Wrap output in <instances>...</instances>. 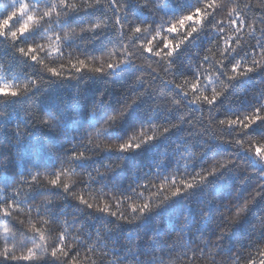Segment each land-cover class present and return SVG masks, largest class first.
Returning <instances> with one entry per match:
<instances>
[{
	"label": "snow or ice",
	"instance_id": "obj_1",
	"mask_svg": "<svg viewBox=\"0 0 264 264\" xmlns=\"http://www.w3.org/2000/svg\"><path fill=\"white\" fill-rule=\"evenodd\" d=\"M44 5V9H41L40 4L30 5L26 0L16 3L13 0L11 9L0 18V36L11 42L19 40L37 25L44 30L43 37L38 39L47 37L49 41L47 46L38 44L36 40L16 48L22 56L35 62L36 75L26 74L27 78L18 83L0 78V104L13 97H26L21 115L14 124L9 125L15 132L16 145H20L29 125L59 120L55 110L46 114L47 120L41 119L37 109L40 92L34 89L46 86L53 78L76 79L80 73L112 75V70L126 63L140 66L141 71L125 88L123 102L118 110L109 114L102 123L99 122V127H93L82 139L74 140L69 148L60 153L59 169L31 167L26 173L31 178L30 182L23 178L24 174L10 187L2 185L0 190L9 192V196L0 200V221L8 225L3 229L5 240L0 249V264H19L21 261L31 264L45 257L54 259L58 264H83L84 261H87V264H264V215L258 217L257 222L251 226L255 235L250 244L256 248L257 255L254 256L249 250L245 256L243 248H237L236 253L223 252L225 235L231 231L233 225L244 219L258 198L264 199V179L256 182L243 195H240L237 189V196L225 202V207L217 213L221 219L218 234L214 239L203 236L198 242L190 241L187 238L186 220L179 225L171 239L161 236L167 239V249L161 251L157 247L151 255L139 251L137 242L143 237L138 230L130 232L121 243L107 238V233L120 222L140 221L146 213L157 209L173 197L189 193L198 186L207 185L210 189L215 187L210 183L209 177H223L228 172L240 174L258 171L250 168L245 160L236 159L230 152L213 158L204 166L190 168L207 147L203 138L231 143L233 147L239 146L264 162V138L249 135L247 131L257 121H264V81L260 82L256 92L258 102L249 110L239 114L224 113L219 116L222 118L217 116V101L234 87L235 81L252 72H264V0H257L256 4L251 0L236 2L235 7L228 11V26L233 36H226L225 28L216 20V13L221 7H227L217 4L216 0H200L196 7L178 16L168 10L166 0H93L92 3L81 0L79 4L71 0H47ZM137 6L149 12L147 19L134 16ZM88 10H96L98 14L85 15L81 17L82 22L65 23L71 15L86 13ZM249 12L252 13L251 16ZM17 17L21 18L18 26L10 27ZM202 28L209 29L210 33L215 30V37L211 38L209 43L217 51L212 56L205 54L195 67L191 65L193 78L189 80L184 74H177L173 57L185 42ZM105 32L111 35L104 51L99 57L91 55L89 62V54L83 47L77 48V44L86 46ZM49 33L51 35H48ZM246 37L255 43H249ZM53 40L55 44L51 43ZM65 48L78 52L79 56L85 58L77 57L73 60L69 54L67 64L61 63L58 68L44 63V58L52 53L63 58ZM216 56H219V59H215ZM203 65L209 67L205 68ZM2 68L0 65V69ZM170 75L183 79V83L167 80ZM146 95L153 97L150 115L175 112L178 118L145 123L138 127L139 131L134 130L133 135L123 141H115L107 136V130L117 124L132 105ZM205 105L208 108L207 116L203 114ZM189 108L192 109L191 114L188 113ZM92 111H96V105H93ZM196 111L201 115L195 116ZM6 115L5 111L0 110V117ZM181 124L186 126L185 136L192 139L183 145H177L181 149L177 158L178 169L174 167L168 175L154 173L142 179L130 188V194L118 192L120 195L116 196L110 192L107 194L110 199L103 204L99 202L100 196L104 195L103 188L93 197V202L81 192L74 191L77 184H81L82 192H91L97 178L107 176L119 168L123 157L103 166L97 165L91 170L81 168L80 161L107 150L128 152L140 148ZM101 137L107 141L103 146L97 142ZM197 137H201L200 143L203 147H195ZM7 159V155H0V170L6 168ZM77 170L85 173L87 180L81 178L71 185L63 181L62 177L69 171L76 175ZM44 172L54 178L49 179L47 183L42 182L40 177ZM259 175L264 177V170H259ZM245 180L247 175L240 179V184L243 185ZM24 186L31 191L21 198ZM37 189L48 190L38 196L39 203H35L37 198L30 197ZM52 189L59 191L53 192ZM65 197L79 202L80 207L76 208L73 214H53L56 202ZM217 197L218 193L215 192L210 191L207 194L200 209L201 219L208 215V204L217 201ZM137 200L140 203H136ZM23 205H27L28 215L33 210L36 211L40 224L49 225L48 231H52L51 225L56 226V235L50 243L45 239L42 227H17V223L24 224L23 220H18L24 211ZM89 209L93 213L102 214L103 217L92 231L89 230L87 220L93 217L87 215L79 218V213H87ZM109 217L115 218L116 223L108 222ZM13 230L15 235H9ZM21 236V239H17ZM149 239L158 242V234L153 232ZM37 240L40 242L37 243ZM9 243L12 244L11 247L8 246ZM18 248L22 250L19 255L16 254ZM24 251L27 254H24ZM216 257L222 259L218 262Z\"/></svg>",
	"mask_w": 264,
	"mask_h": 264
},
{
	"label": "trees",
	"instance_id": "obj_2",
	"mask_svg": "<svg viewBox=\"0 0 264 264\" xmlns=\"http://www.w3.org/2000/svg\"><path fill=\"white\" fill-rule=\"evenodd\" d=\"M15 2L18 3L19 0H15ZM26 2L30 5L40 4V8L44 9V4L47 3V0H26ZM51 2H55V0H51ZM71 2L79 4L81 0H71ZM87 2L92 3L93 0H87ZM216 2L219 5H227V7H221L216 13V20L221 22L225 28L226 36H233L234 34L229 30L227 13L232 7H235L236 2L242 3L246 2V0H216ZM251 2L256 4L257 0H251ZM166 3L169 6L168 10L173 15L178 16L196 7L200 3V0H166ZM12 6L13 0H0V18L6 15ZM89 14H98V12L96 10H88L86 13L73 14L67 18L65 23L82 22L81 17ZM249 15L251 16L252 13L249 12ZM134 16L147 19L149 12L141 10V7L137 6L134 10ZM20 19V17L15 18L10 27L16 26ZM157 23H159V19H157ZM167 27L168 25L166 24L165 28ZM183 30L181 29V31ZM244 31L246 32L247 29ZM43 32V28L37 25L15 42H11L6 37L0 36V65L3 66L0 69V78L5 81L18 83L27 78L26 74L36 75L35 62L31 61L28 57L22 56L16 48L19 45L24 46L22 44L35 42L36 40L38 44L47 46L49 43L47 37L43 40L38 39L43 37ZM48 35H51V33ZM110 35L111 33L105 32L98 39L93 40L86 46L77 44V48L83 47V50L89 54L88 60L91 62V55L99 57L101 52L104 51ZM214 37L215 30L210 33V30L207 28H202L197 33H194L193 37L189 38L173 57L177 74H184L189 80H192L191 65L195 67L197 63L201 62L205 54L212 56L217 51L209 43V40ZM246 39H248L249 43H255L250 38L246 37ZM51 43L55 44V41L53 40ZM222 46L223 38L221 39ZM69 54H71L73 60L77 57L80 59L85 58L79 56L78 52L65 48L63 58L52 53L44 58V63L50 67L58 68L61 63L67 64ZM215 59H219V56H216ZM212 62L214 63L215 60ZM153 66L155 67V65ZM203 67L207 68L209 65H203ZM139 71H141L140 66L126 63L112 70V75L91 72L80 73L76 79L70 77L62 79L53 78L46 86L34 89V91L40 92L37 109L41 112L55 110L63 118L62 127L64 128V132L57 133L40 125H29L27 134L20 145L14 143L15 132L9 125L14 124L15 120L21 115L22 105L26 97H13L4 100L3 104H0V110L5 111L7 115L0 117V155H7L8 159L6 168L0 170V189H2V185L6 188L10 187L20 175L24 174L23 178L30 182L31 178L26 173L31 167L59 169L60 153L69 148L74 140L82 139L87 132L92 131L91 128L102 122L109 114L118 110L119 105L123 102L122 97L125 88ZM166 79L175 80L176 83H183V79L171 75ZM261 81H264V72L260 71L249 73L247 76L235 81L234 87L229 89L228 93L217 101L219 106V111L217 112L218 118H222L219 116H222L224 113L239 114L249 110L253 104L258 102L259 98L256 96V92L259 90ZM157 84H159V81H157ZM169 88H171V85H169ZM241 89L242 91H240ZM97 101H99L98 104ZM152 102V96L146 95L142 97L105 134L112 140L123 141L133 135L134 130L137 129L139 131L138 127L145 123L160 120L167 121L169 119L175 120L178 118L175 112H169L166 115L163 113L150 115ZM93 105H96L95 112L92 111ZM203 108V114L207 116L208 108L206 105ZM188 113H192L191 108L188 109ZM194 115L200 116L201 113L196 111ZM185 130L186 126L181 124L177 128L170 129L164 136L156 138L142 145L140 148L128 152L107 150L90 159L80 161L79 166L81 168L91 170L97 165L103 166L105 163H110L123 157V163L119 168L114 172L108 173L107 176L97 178L96 184L92 185L91 192H82L83 185L81 184H77L74 191L81 192V194L85 195V198L93 202V197L103 188L104 195H101L99 199V202L103 204L110 199L107 195L110 192L116 196L120 195L118 192L130 194L128 193L130 188L134 187L142 179H146L154 173L168 175L169 171L174 167L179 168L177 158L181 149L177 145H183L187 140L192 139L185 136ZM188 130L190 131L191 129L188 128ZM247 131L249 135L264 138V121H257ZM200 140L201 137L196 138L195 147H203ZM203 140L204 144H207V147L194 160L190 168L196 169L204 166L211 162L213 158L230 152L234 154L236 159L245 160L248 162L250 168H255L258 171L242 172L240 174L228 172L223 177H209L210 183L215 185V187L210 189L207 185L198 186L190 190L189 193L173 197L157 209L146 213L140 221L134 223L120 222L117 227L107 233V238L121 243L130 232L138 230L139 234L143 237V239L137 242L139 251L145 255H151L157 247L161 251L167 249V239H171L175 231L178 230L179 225L186 220L187 238L190 241L198 242L203 236L213 237L212 239H214V236L218 234L219 220L221 219L217 216V213L225 207L226 201L237 196V189H239L240 195H243L256 182L264 179V177L259 175V170H264V162L259 161L253 154L241 149L239 146L233 147L231 143L207 138H203ZM97 142L101 143V146L107 143L102 137ZM17 149L19 155H17ZM161 157H163V161H161ZM101 170L103 171V168ZM245 175H247V180L242 185L240 184V179ZM52 178L54 177L49 176L46 172L40 177L44 183H47ZM81 178L87 180V175L81 173L79 170H77L76 175H73L69 171L62 177L63 181L69 185ZM30 191L27 186H24L21 190V198L29 194ZM47 191L46 189H37L36 193L30 194V197L37 198L35 203H39L40 198L38 196L45 194ZM52 191L58 192L59 190L52 189ZM210 191L218 193L217 201L208 204V215L201 219V205L206 201L207 194ZM145 195L147 196V193ZM8 196L9 192L0 190V200ZM135 202L140 203L138 200ZM78 207H80L79 202L72 200L70 197H65L63 200L56 202V209L53 214H73L74 210ZM22 208L24 211L19 215L18 220H23L24 224L20 225L17 223V227L23 229L42 227L45 239L50 243L56 235V226L51 225L52 231H48L49 225L42 226L40 224V218L37 217L35 210L28 215L27 205H23ZM87 215L93 217L87 220L89 230L92 231L103 217L102 214L93 213L89 209L87 213H79V218H84ZM261 215H264V199L258 198L244 219L233 225L231 231L225 235L223 252L231 254L236 253L237 248H243L245 256L249 250L254 256L257 255L256 248L250 244V240L255 235L251 231V226L257 222V218ZM108 222L116 223L115 218L112 217L108 218ZM6 226H8L6 222L0 221V249H2L4 244L5 236L3 229ZM153 232L158 234V242L149 239L153 235ZM9 235H15V231L13 230ZM161 236H166L167 239L161 238ZM21 238L22 236L17 237V239ZM36 242L39 243L40 241L37 240ZM8 246L11 247L12 244L9 243ZM21 251L18 248L16 254H21ZM81 253L83 256V250H81ZM24 254H27L26 251H24ZM216 259L219 262L222 257H216ZM10 264H16V262H10ZM19 264H29V262L21 261ZM31 264H58V262L45 257L41 261L31 262ZM83 264H87V261H84Z\"/></svg>",
	"mask_w": 264,
	"mask_h": 264
},
{
	"label": "clouds",
	"instance_id": "obj_3",
	"mask_svg": "<svg viewBox=\"0 0 264 264\" xmlns=\"http://www.w3.org/2000/svg\"><path fill=\"white\" fill-rule=\"evenodd\" d=\"M39 111V110H38ZM49 111H43V112H41V111H39V113H40V117H41V119H43V120H47V113H48ZM59 116V120H57V121H55V122H52V123H40V122H36V123H34L33 124V126H35V125H40V126H42V127H44V128H47V129H50V130H52V131H54V132H57V133H62V132H64V128L62 127V125H63V118L60 116V115H58ZM107 118V117H106ZM105 118V119H106ZM103 122V121H102ZM102 122H100V123H102ZM96 126H98V124L96 125ZM95 126V127H96ZM92 129V128H91Z\"/></svg>",
	"mask_w": 264,
	"mask_h": 264
}]
</instances>
